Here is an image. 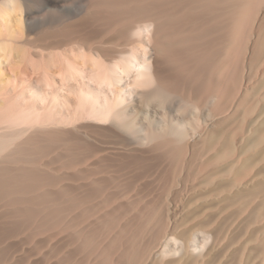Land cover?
<instances>
[{"label": "bare ground", "instance_id": "bare-ground-1", "mask_svg": "<svg viewBox=\"0 0 264 264\" xmlns=\"http://www.w3.org/2000/svg\"><path fill=\"white\" fill-rule=\"evenodd\" d=\"M254 1L0 0V264L159 261L179 195L233 157L198 163L218 147L199 117L248 95Z\"/></svg>", "mask_w": 264, "mask_h": 264}, {"label": "rangeland", "instance_id": "rangeland-1", "mask_svg": "<svg viewBox=\"0 0 264 264\" xmlns=\"http://www.w3.org/2000/svg\"><path fill=\"white\" fill-rule=\"evenodd\" d=\"M47 8L58 9V6L54 2H49ZM76 9L77 7L73 6L71 11L74 12ZM252 9L255 10V15L251 14L247 18L250 27L246 24L247 29L242 31L245 33L243 34L247 43L249 41L247 55L245 59L243 56L237 65L239 73L236 71L239 81L240 76L245 75H242L241 83L244 84L243 89L249 84L246 88L248 95L241 105L233 103V108L228 111L231 116L230 114L221 116V111L215 107L216 101L210 100L212 103L209 101V105L207 104L209 108L206 106L201 118L199 117L200 124L205 122L204 124L210 128L209 130L207 128V131L205 128L206 135L203 136L207 137V133L210 135L214 132L218 147L205 155L207 157L200 158L198 163L200 165L206 163L211 156L220 153L222 147L229 142L233 148V157L228 161L219 158L220 162L217 160L216 165L205 166L208 170L205 168L203 171L199 170L198 182L188 184L190 188L187 186L179 195L173 211L170 212L171 218L167 219L168 225H171L170 229H173V235L170 237L176 241L167 244L165 256L157 258L159 261H155V264H264V49L259 57H251L252 45L258 32L256 28L264 21V0H255ZM28 22L36 23L32 18H29ZM164 60L160 59V63L165 66ZM163 91H159L161 94H158V98L162 99L160 101L157 98V102L164 101L163 105L166 108L177 107L178 97L171 92L170 95L169 92ZM191 107L192 104L189 102L188 113ZM212 108L217 110L219 118ZM211 114H214V117ZM190 117L192 116H189V120ZM193 139L194 137L190 142ZM204 176H208L207 179ZM98 199H94L93 203H100L102 198ZM94 224L97 225L98 220ZM188 241H192L191 244Z\"/></svg>", "mask_w": 264, "mask_h": 264}]
</instances>
